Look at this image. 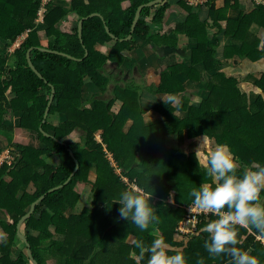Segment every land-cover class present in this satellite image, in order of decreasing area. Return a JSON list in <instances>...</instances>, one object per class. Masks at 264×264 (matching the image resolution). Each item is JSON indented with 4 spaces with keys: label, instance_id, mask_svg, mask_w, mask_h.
I'll return each mask as SVG.
<instances>
[{
    "label": "trees",
    "instance_id": "1",
    "mask_svg": "<svg viewBox=\"0 0 264 264\" xmlns=\"http://www.w3.org/2000/svg\"><path fill=\"white\" fill-rule=\"evenodd\" d=\"M152 1L72 0L66 6L53 0L44 15L45 41L36 30L43 0H0V44L4 43L0 54V134L19 154L14 166L5 164L0 169V236L6 237L5 242H0V264H30L26 251L14 258L20 239L19 223L45 194L25 224L40 232V236L26 234L40 264H49L52 257H56V264H147L149 255L141 258L135 244L143 241L150 246L156 238L165 240L169 255L182 252L187 264H198L200 260L204 264H228L229 257H212L204 247L209 237L203 228L216 216L210 214L206 220L207 216L200 213L192 233L180 230V223L190 218L187 208L194 206L191 191L205 182L204 169H199L195 153H187L182 146L207 135L218 144L229 146L241 165L237 175H242L245 166H264V75L255 80L262 93L252 103L238 78L217 71L218 49L210 41L211 29L216 28L218 38L222 32L243 41L235 46L234 54L254 61L262 59L264 46L260 48V42L248 44L245 36L254 23L264 27V5L232 19L228 16L232 0H225L224 9L214 5L209 17L203 19L185 1H177L187 15L176 23L174 32L195 42L190 64L168 66L161 72L158 88L141 89L142 85L133 81L112 84L114 78L105 71L106 65L124 63L139 41L175 46L176 39L155 33L146 21V16L151 15L152 22L162 23L171 7L170 0L144 8L132 38L125 39L131 34L137 9ZM126 2L127 10L123 9ZM69 11L76 13L79 20L85 18L82 40L78 27L71 32L60 28ZM93 13L98 15L90 16ZM25 33L26 38L14 50L16 60L10 64V47ZM110 41H115L114 54L97 49ZM30 48H34L32 63L42 77L29 64ZM199 66L214 75L208 82L209 97L193 102L178 75L183 72L191 81L202 82ZM87 81L96 85L101 94L86 99L83 91ZM52 86L55 98L44 122ZM145 91L165 92L180 100L178 104L158 101L153 109L163 120L147 125L143 117L147 109ZM117 102L121 107L114 112ZM10 112L21 115L17 126L7 122ZM53 116L55 120L50 122ZM16 129L36 132L37 145L15 141ZM76 130L80 131L81 140L66 143L64 138ZM167 135L175 136L177 148L165 145ZM3 151L0 146V156ZM49 156L54 161L49 162ZM77 164L78 170L69 183L49 192L66 182ZM7 176L12 180H7ZM78 184L91 185L89 203L80 210ZM130 188L154 199L159 223L150 225L147 231L119 217L121 205L115 201ZM263 197L264 191L261 200ZM237 227L241 241L237 247L264 264V236L255 229ZM177 234L186 239L179 241ZM112 240L118 243L117 250L109 248Z\"/></svg>",
    "mask_w": 264,
    "mask_h": 264
},
{
    "label": "crops",
    "instance_id": "2",
    "mask_svg": "<svg viewBox=\"0 0 264 264\" xmlns=\"http://www.w3.org/2000/svg\"><path fill=\"white\" fill-rule=\"evenodd\" d=\"M71 1L72 0H60V2L66 6L69 5ZM174 1L175 6L172 5L170 9L166 11L165 19L162 23L152 22L151 15L146 16V21L151 25L155 33L165 34L171 38L176 39L175 46L172 47L168 44L157 46V44L155 43L149 44L146 41H139V46L136 49H134L130 54L126 53L128 55V59L125 60L124 63L120 65L117 63L118 65H116V62H109L110 65H106L105 71L107 70V73H109L108 71L110 70V67L113 68V72L109 73L112 78H114L112 84L117 82L123 85L129 81H133L135 83L141 84V89L143 87L146 89L158 88L162 81L161 72L164 71L168 66L172 64H190L191 49L193 46H195V42L189 40L188 37L182 34H175L174 28L176 26V23L185 20L187 14L185 13L184 9L177 6L176 2L179 0ZM180 1H185V3L187 4V0ZM201 2L200 6L194 9L200 12L203 19H207L209 17V11L214 5H216L217 9H224L226 7L225 0H201ZM259 5H264V0H232V7L228 11V16L232 19H238L244 13L249 14L253 12ZM128 7V2L123 4V9L127 10ZM125 13H127V11H125ZM41 21L42 24H45L44 19H41ZM79 21L80 20L77 14L69 11L64 20L61 22L60 28L63 31L71 32L75 27H78ZM211 23H213L212 19ZM216 32H218L216 28L211 29L210 41L215 46H217L218 49L217 57L220 62L218 67L219 69L217 71L224 72L227 76L238 78L240 80V87L249 94L252 103L255 102L262 93V91L255 86V80L257 78H261L264 75V57L262 59L254 61L250 58H243L238 54H234L235 46L242 44L243 41L234 39L222 32L219 34L218 38L215 34ZM39 36L41 39H47V37L45 36V31H40ZM21 37H23L22 40ZM25 38L26 36L24 35L20 36L15 42L12 43L10 48H13L14 51L17 47L20 46ZM245 41L250 45H254L256 42H260V48H262L264 46V27L259 25L258 23H254L247 32ZM114 45L115 41H110L98 46L97 49L104 54L109 55L114 53H112ZM141 45L149 46V48L144 46L143 49H139ZM128 61L131 63L126 64ZM198 70L202 73V82L191 81L183 72L178 75L179 80L184 84L187 90V96L190 100V97H192L193 94L189 92L192 91H194L195 95H198L199 98H206L210 95L208 82L211 78V74L214 75V73L207 72V70L202 66H199ZM138 73L140 74V77H137ZM83 93L84 97L86 99H89L96 95H100L101 91L96 85L87 81L85 83ZM143 95V100H146L145 104L147 107L143 114L144 122L147 125H150L152 123L162 121V116L157 111H155L153 107L158 101H163L161 97H167L169 96V94L165 92L151 93L149 91H145ZM178 98L180 100V97ZM120 107V102L115 103L113 107L114 112H118ZM130 123L131 122H129V124ZM23 132L16 129L15 141L21 142V137L22 139H27L22 135ZM202 137L204 136H200L195 139L200 142V138ZM80 140L81 133L77 130L64 138V141L68 144L71 142H79ZM164 141L165 145L169 148L178 147V143L174 135H167ZM33 143H36V141H33ZM182 149L186 150V144L182 146ZM47 159L49 162H52L55 158L49 156L47 157ZM151 201H154V199H151ZM111 243L115 246H119L118 243H115V241L113 240L111 241Z\"/></svg>",
    "mask_w": 264,
    "mask_h": 264
},
{
    "label": "clouds",
    "instance_id": "3",
    "mask_svg": "<svg viewBox=\"0 0 264 264\" xmlns=\"http://www.w3.org/2000/svg\"><path fill=\"white\" fill-rule=\"evenodd\" d=\"M161 98L166 104L176 102L173 95ZM194 152L199 169H204L205 182L191 191L193 205L199 213L217 217L203 228L209 237L205 249L212 257H229L228 264H260L256 256L237 247L241 243L237 226L255 229L264 236V203H261L264 166H245L242 175H237L241 165L229 146L218 144L207 135L200 138ZM115 203L121 205L119 217L141 231L159 223L151 198H146L137 189H126ZM5 241L6 237L0 236V242ZM135 246L140 250L141 258L149 255L147 264H187L182 252L168 254L169 246L163 238L154 239L150 246L137 241ZM198 264H204L203 260Z\"/></svg>",
    "mask_w": 264,
    "mask_h": 264
},
{
    "label": "rangeland",
    "instance_id": "4",
    "mask_svg": "<svg viewBox=\"0 0 264 264\" xmlns=\"http://www.w3.org/2000/svg\"><path fill=\"white\" fill-rule=\"evenodd\" d=\"M164 3L165 2H163V5H164ZM174 3H175V1L174 0H172V1H170V4H171V6L172 5H174ZM175 6V5H174ZM182 10V9H181ZM183 11V10H182ZM42 21L39 19V20H37V28H36V30H37V32H38V34H39V32L41 31V32H43V31H45V36L47 37V35H46V24H42L41 23ZM24 36H27V33H25V34H23ZM23 39V37H21V40ZM43 40H47V39H43ZM53 41L55 40V39H52ZM51 40V41H52ZM48 41V40H47ZM23 42V41H22ZM114 42V41H113ZM54 43H55V45H58V43L56 42V41H54ZM145 47H147V48H149V46H146V45H144ZM144 46H142L141 45V47L139 48V49H143V47ZM18 48V47H17ZM3 50H4V43H1L0 44V54H2L3 53ZM114 52V49H113V51H112V53ZM114 54V53H113ZM16 60V55L14 54V51H13V48H10V58H9V63L11 64V63H13L14 61ZM131 62H127L126 64H130ZM116 65H118L117 63H115ZM110 65V63H108L107 64V66H109ZM131 66V65H130ZM107 71V70H106ZM109 73H111V72H113V68H111L110 67V70L108 71ZM137 77H140V74L138 73L137 74ZM189 92V91H188ZM189 93H191V94H193L192 95V97H190L191 98V101H193V102H199V101H201V100H204V99H207L209 96H207L206 98H204V97H201V98H204V99H201V98H199V96L198 95H195V93H194V91H192V92H189ZM203 96V95H202ZM10 97L11 98H13L14 97V94H10ZM105 97H109V94H106L105 95ZM198 98V99H197ZM178 102H179V98H177L176 99V102H175V104H178ZM8 117H6L7 119V122L9 123V124H12V125H15V126H17L18 124H19V120H21V115H18V114H16V113H12V112H10V114L9 115H7ZM55 116H53V117H50V119H49V121L50 122H54V120H55V118H54ZM48 118V117H47ZM19 131H21V132H23V136L24 137H26L27 139H22V137L20 138V141L21 142H27V143H24V144H32L33 143V141H36V142H38V138H37V133L36 132H31V131H29L28 129H22V130H19ZM4 139V141H3V139ZM18 143H19V141H17ZM198 140L197 139H193V140H188V142H186L185 144H186V152L187 153H195L194 152V149L197 147V145H198ZM34 144H36V143H34ZM0 146H1V148H3L4 149V153H7L8 152V149H11V150H13L11 147H10V143H9V141H8V138H6L4 135H2V134H0ZM14 151V150H13ZM20 152V151H19ZM16 155H17V158H15V160L17 161L18 160V156H19V154H18V151H16L15 150V152H14ZM13 153V154H14ZM16 161H15V163H16ZM6 179L7 180H9V181H11L12 180V178L10 177V176H7L6 177ZM77 191H78V193L80 194V199H79V202H78V209L80 210L81 208H83L84 206H86L88 203H89V200H90V196H91V185H89V184H78L77 185ZM151 203H152V205L153 204H155V202L154 201H151ZM261 203H264V197L262 198V200H261ZM190 208L192 209L191 211H190ZM187 210H188V212L190 213V218L188 219V220H185V221H183V222H181L180 223V227L185 231V232H191L192 233V231H194V229H195V225H196V222H197V218H198V216L197 217H194L193 216V213H199V211L198 210H196L195 209V207L194 206H189L188 208H187ZM206 220H208V217H207V219ZM180 228V229H181ZM184 231L182 232V233H184ZM23 232L25 233V234H29V233H32L34 236H40V232H36V231H34V230H32V229H28V227H26V226H24V228H23ZM44 238L46 239V237L44 236ZM177 238L179 239V241H184V239H186V237L184 236V235H182V234H177ZM21 238L20 239H18V243L19 244H17L18 246H17V248H15V253H14V258L16 259L17 257H19L20 256V254L23 252V251H26L27 252V247H26V245H25V243H23V242H21ZM109 248L110 249H113V250H117L118 249V247L117 246H115L114 244H112V243H110V246H109ZM25 252V253H26ZM28 253V252H27ZM29 256V255H28ZM57 263V260H56V257H52L51 259H50V261H49V264H56ZM30 264H34L33 263V261L32 260H30Z\"/></svg>",
    "mask_w": 264,
    "mask_h": 264
},
{
    "label": "water",
    "instance_id": "5",
    "mask_svg": "<svg viewBox=\"0 0 264 264\" xmlns=\"http://www.w3.org/2000/svg\"><path fill=\"white\" fill-rule=\"evenodd\" d=\"M166 0H154L148 4H145V5H142L140 6L137 11H136V14H135V18H134V21H133V24H132V29H131V34L126 37L125 39H130L132 38V34H133V31L138 23V20L140 19L141 17V14H142V11L144 8H147V7H153V6H156V5H159V4H162L163 2H165ZM98 15V13H93L91 14L90 16H96ZM89 16V17H90ZM85 18H82L80 21H79V25H78V33H79V37L81 38L82 40V28H83V22H84ZM107 30L109 31V28H107ZM115 39H119L118 37H114ZM123 40V39H122ZM34 48H30L27 52V59L29 61V64L30 66L39 74V76L42 77L41 73H39L37 71V69L35 68L34 64L32 63V59H31V52ZM40 49L42 50H45V51H51V52H55V53H60L58 50H50L48 48H44V47H40ZM62 54H65V53H62ZM88 54V50L86 49V55ZM67 56H69L71 59L73 60H77V58L71 56V55H68V54H65ZM54 98H55V88L52 86V93H51V96H50V99H49V102H48V105H47V108H46V111H45V114H44V122L46 121L47 117H48V114H49V111H50V108H51V105L53 104V101H54ZM47 134V133H46ZM49 135V133L47 134ZM78 167L79 165L77 164V167L76 169L74 170V172L71 174V176L66 180V182H64L63 184L61 185H58V186H54L52 189L49 190V192H52L58 188H61L62 186L66 185L69 183V181L71 180L72 176L75 174V172L78 170ZM46 197V194L44 196H42L41 198H39L38 200H36L33 205L31 206V209L29 210V212L27 213V215H25L20 223H19V232H18V235L19 237L27 244V254L29 255V257L31 258V260L33 261L34 264H40L38 262V260L35 258L34 256V253H33V250H32V245L27 237V235L23 232V228L26 224V222L28 221V219L36 212V208H37V205L40 204Z\"/></svg>",
    "mask_w": 264,
    "mask_h": 264
},
{
    "label": "built area",
    "instance_id": "6",
    "mask_svg": "<svg viewBox=\"0 0 264 264\" xmlns=\"http://www.w3.org/2000/svg\"><path fill=\"white\" fill-rule=\"evenodd\" d=\"M53 0H43L42 2V7L39 11V18L37 20H41V19H44V15L46 14L47 12V8H48V5L50 3H52ZM201 0H187V4L189 6H191L192 8H198V6H200V3ZM5 152V151H4ZM2 153V155L0 156V169L5 165V164H8L9 166H14L15 164V158H17V155L14 153L13 150L11 149H8V152L7 153ZM14 153V154H13ZM198 214L200 213H193V216L194 217H197ZM197 220H199V216L197 218ZM197 223V222H196ZM182 232L184 231L182 228L180 229ZM185 232V231H184ZM188 232V231H187Z\"/></svg>",
    "mask_w": 264,
    "mask_h": 264
}]
</instances>
